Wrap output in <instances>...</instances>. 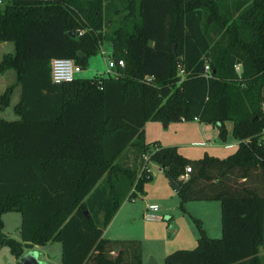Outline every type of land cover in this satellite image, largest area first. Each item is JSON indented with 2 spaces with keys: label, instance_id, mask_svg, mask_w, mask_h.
I'll return each mask as SVG.
<instances>
[{
  "label": "trees",
  "instance_id": "1",
  "mask_svg": "<svg viewBox=\"0 0 264 264\" xmlns=\"http://www.w3.org/2000/svg\"><path fill=\"white\" fill-rule=\"evenodd\" d=\"M0 41L12 43L0 71L14 72L0 105L19 85L16 117L0 116V214H20L19 241L0 220L10 254L57 241L60 264H142L138 239L102 231L152 179L153 162L177 185L180 208L214 200L220 212L219 237L193 219L195 246L162 264H262L264 0H3ZM102 41L122 60L113 73L51 80V58L82 69ZM193 118L222 139L229 120L233 151L190 159L143 139L147 119Z\"/></svg>",
  "mask_w": 264,
  "mask_h": 264
},
{
  "label": "rangeland",
  "instance_id": "2",
  "mask_svg": "<svg viewBox=\"0 0 264 264\" xmlns=\"http://www.w3.org/2000/svg\"><path fill=\"white\" fill-rule=\"evenodd\" d=\"M1 1V0H0ZM3 1V0H2ZM12 44L0 45V58L6 51L11 50ZM104 50V54L100 51ZM110 42L102 41L96 52L89 54L86 58V66L78 72L79 76L91 77L97 73L105 71L106 56L110 55ZM179 73V71H178ZM14 80L13 70L6 68L0 71V93L3 88ZM19 95V86L15 84L7 105H0V116L11 119L15 117L12 105L17 101ZM192 121V122H191ZM180 120L169 121L170 126L164 128L159 120L147 119L144 122L142 133L144 141H153L156 136H162V140H172L176 135L183 133L189 134L190 138L197 135V122L194 120L181 121L184 126L179 127ZM206 125V138L210 141L209 145L204 146L208 154L217 157H225L233 151L236 146V139L231 135V122L223 121L225 128L224 138H220L217 132V126L211 123L202 122ZM216 128V134H212V129ZM172 129L175 130L172 132ZM264 138V132H262ZM197 139H202L197 136ZM214 140V141H212ZM171 142V141H169ZM161 143V142H160ZM202 147V146H200ZM148 167L152 174V179L143 185V191L137 193L136 197L130 200H123L112 216L107 226L102 231V237L107 239H138L143 249V255L162 254L163 256L175 249H191L195 246L196 238L199 232L193 219L198 221L200 228L204 233L212 238L220 236V231L214 232V228L219 229V205L217 201H196L189 200L182 203L179 207V197L173 188L167 184V190L163 189L158 183V178H164V173L157 169L153 162H148ZM160 171V172H159ZM154 182V184H152ZM166 182H168L166 180ZM170 188V189H169ZM167 192V193H166ZM161 194V196H158ZM157 197H162L157 198ZM264 199V191H263ZM148 202L157 203L159 211L155 214L161 218L156 220H145L141 213L144 205ZM1 231L7 236L19 241L20 214L16 211H8L0 214ZM22 254L26 252H35L41 264H60V244L57 241H49L43 245L21 243ZM21 254V255H22ZM259 255L264 264V243L259 247ZM148 257V256H147ZM0 264H20V257L16 258L9 253L6 246L0 245Z\"/></svg>",
  "mask_w": 264,
  "mask_h": 264
},
{
  "label": "crops",
  "instance_id": "3",
  "mask_svg": "<svg viewBox=\"0 0 264 264\" xmlns=\"http://www.w3.org/2000/svg\"><path fill=\"white\" fill-rule=\"evenodd\" d=\"M2 3V0L0 1V4ZM11 42V41H10ZM4 45V44H8V41H0V45ZM12 44V43H11ZM11 50H12V48H11ZM11 50H9L8 49V51H6V52H9V51H11ZM103 52H104V50L103 49H101ZM101 52V51H100ZM11 69V68H10ZM80 72V71H79ZM13 75H14V72H13ZM77 76H78V73L76 74ZM14 81V80H13ZM12 81V82H13ZM19 86V85H18ZM16 115V114H15ZM16 117V116H15ZM15 117H13V118H15ZM180 120V122L181 121H183V119H179ZM190 120H194L195 121V123L197 124V127H196V129H197V136L198 137H200V138H202V139H197V136L196 137H194V138H190V134H191V130L189 131V134L187 133L186 134V136H184V134L183 133H181V134H179L178 136H174L173 138H172V140H166V141H163L162 140V136L160 137V136H156V139L158 140V142L160 143V144H162V145H167V144H173V145H176L177 146V149H178V152L181 154V155H183V156H185V157H187V158H190V159H195V158H198V157H200L203 153H206V154H208L207 153V149H206V147H204V146H211V145H209L210 143V141L206 138V135H205V131H206V129H207V127H206V125H202V124H204V123H202V122H200V121H198L197 119H195V118H193V119H190ZM184 121H188V120H184ZM174 123L176 126H177V124H181V123ZM192 122V121H191ZM144 125V124H143ZM213 125V124H212ZM170 126V123H167V124H165V125H163V127L164 128H168ZM181 126H184L183 125V123L179 126V127H181ZM230 126H231V124H230ZM142 128H143V126H142ZM174 131V133H175V130L174 129H172V132ZM212 134H216V128H214V129H212ZM169 141H171V142H169ZM212 141H214V140H212ZM237 142V141H236ZM235 142V143H236ZM200 146H202V147H200ZM209 155H212V154H209ZM157 166V165H156ZM157 169H159L160 171H162L158 166H157ZM159 171V172H160ZM152 172V174H155V170L154 171H151ZM155 175H157V174H155ZM165 175V174H164ZM180 179H185L186 178V174L184 175V174H182L180 177H179ZM166 180L168 181V179H167V176H164V178H158V183H160V186L165 190H167V184L169 183V182H166ZM167 183V184H166ZM152 184H154V182L152 183ZM170 185V184H169ZM171 186V185H170ZM171 188H172V186H171ZM170 189V188H169ZM167 193V192H166ZM158 196H161V194H158ZM157 198H162V197H157ZM218 202V201H217ZM148 203H154V202H148ZM157 204V203H156ZM218 205H219V203H218ZM219 217H220V212H219ZM214 232H216L217 233V231H220V221H219V229H218V227H215L214 228ZM148 256V257H147ZM149 257H152L153 258V260H154V262H155V264H162V258H163V255L162 254H160V253H158V254H155V253H153V254H151V255H143V249L141 248V259H142V264H147V259L149 258Z\"/></svg>",
  "mask_w": 264,
  "mask_h": 264
},
{
  "label": "built area",
  "instance_id": "4",
  "mask_svg": "<svg viewBox=\"0 0 264 264\" xmlns=\"http://www.w3.org/2000/svg\"><path fill=\"white\" fill-rule=\"evenodd\" d=\"M101 53L104 52L101 50ZM122 60L112 57L111 55L106 56L105 63V72L113 73L114 67L116 65H121ZM207 68V65H204ZM81 70L80 66L73 62L72 59L68 57H53L49 61V73L50 78L54 82L69 81L73 79L76 74ZM261 109L264 114V90H263V100L261 102ZM189 168H184V175L189 172ZM152 173V172H151ZM159 211V206L156 203H146L144 205V210L141 213V216L145 220H156L161 218L155 213Z\"/></svg>",
  "mask_w": 264,
  "mask_h": 264
},
{
  "label": "water",
  "instance_id": "5",
  "mask_svg": "<svg viewBox=\"0 0 264 264\" xmlns=\"http://www.w3.org/2000/svg\"><path fill=\"white\" fill-rule=\"evenodd\" d=\"M79 55H81V52L78 53ZM168 182L169 184L172 186V188L174 189V191H177L178 187L177 185L174 183V181H172L170 178H168ZM85 212V211H84ZM20 264H41V262L38 260L37 258V254L35 252H26L24 254H22L20 256ZM147 264H155L154 260L152 257H149L147 259Z\"/></svg>",
  "mask_w": 264,
  "mask_h": 264
}]
</instances>
